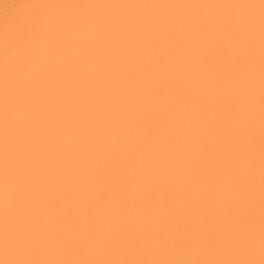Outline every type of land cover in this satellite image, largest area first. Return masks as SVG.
<instances>
[{
	"label": "bare ground",
	"instance_id": "6f19581e",
	"mask_svg": "<svg viewBox=\"0 0 264 264\" xmlns=\"http://www.w3.org/2000/svg\"><path fill=\"white\" fill-rule=\"evenodd\" d=\"M0 264H264V0H0Z\"/></svg>",
	"mask_w": 264,
	"mask_h": 264
}]
</instances>
